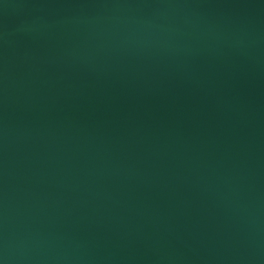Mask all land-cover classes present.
I'll list each match as a JSON object with an SVG mask.
<instances>
[{"label": "water", "instance_id": "water-1", "mask_svg": "<svg viewBox=\"0 0 264 264\" xmlns=\"http://www.w3.org/2000/svg\"><path fill=\"white\" fill-rule=\"evenodd\" d=\"M0 264H264V0H0Z\"/></svg>", "mask_w": 264, "mask_h": 264}]
</instances>
